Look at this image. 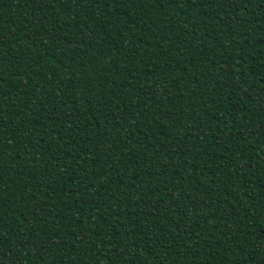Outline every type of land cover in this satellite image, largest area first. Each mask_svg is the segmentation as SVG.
I'll return each instance as SVG.
<instances>
[{
    "label": "trees",
    "instance_id": "obj_1",
    "mask_svg": "<svg viewBox=\"0 0 264 264\" xmlns=\"http://www.w3.org/2000/svg\"><path fill=\"white\" fill-rule=\"evenodd\" d=\"M73 261L264 264V0H0V264Z\"/></svg>",
    "mask_w": 264,
    "mask_h": 264
},
{
    "label": "snow or ice",
    "instance_id": "obj_2",
    "mask_svg": "<svg viewBox=\"0 0 264 264\" xmlns=\"http://www.w3.org/2000/svg\"><path fill=\"white\" fill-rule=\"evenodd\" d=\"M209 2H211V0H209ZM242 2H244V0H242ZM85 255H86V253H85ZM72 264H76V262L73 261Z\"/></svg>",
    "mask_w": 264,
    "mask_h": 264
}]
</instances>
